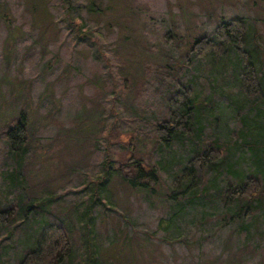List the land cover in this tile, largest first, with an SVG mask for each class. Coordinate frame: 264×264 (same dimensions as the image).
<instances>
[{"label":"rangeland","instance_id":"1","mask_svg":"<svg viewBox=\"0 0 264 264\" xmlns=\"http://www.w3.org/2000/svg\"><path fill=\"white\" fill-rule=\"evenodd\" d=\"M220 15L247 21L246 42L261 46L264 64V0H0V135L14 120L26 117L30 141L24 197H51L44 208L63 212L73 233L75 264L89 249L98 251L103 264H264V217L244 238L239 221L224 220L221 204L215 214L204 215L201 228L199 218L191 220L203 214L200 207L182 213L168 228L181 206L152 203L117 185L92 219L82 216L85 193L80 187L89 176L97 177L107 150L95 148L93 138L105 124L120 122L127 114L118 93L124 94L123 89L115 82L121 66H138L140 61L156 66L167 54H187L185 43L211 31ZM77 17L89 28L84 30L88 39H80L84 32H78ZM169 31L168 39L177 38L175 45L164 41ZM124 35L133 44L123 47ZM223 57L201 59L197 82L203 104L215 103L220 122L216 133L226 139L234 128L229 102L243 105L246 98ZM118 95L122 102L107 100ZM262 97L255 108L263 120L252 123L254 137L262 136L264 127V92ZM132 102L136 111L149 104L146 99ZM7 149L0 136V200L12 197L1 176ZM235 158L237 171L250 165L247 157ZM26 216L20 237H2L0 229V264H16L22 248L35 247L42 217Z\"/></svg>","mask_w":264,"mask_h":264},{"label":"trees","instance_id":"2","mask_svg":"<svg viewBox=\"0 0 264 264\" xmlns=\"http://www.w3.org/2000/svg\"><path fill=\"white\" fill-rule=\"evenodd\" d=\"M65 8L69 11L70 5ZM89 11L101 12L100 9ZM76 19L80 26L78 32H84L79 34L80 39H88L84 20ZM247 27L242 17L220 15L211 31L185 43L187 54H167L156 66L141 61L138 66H121L115 82L123 89L124 94L118 93L124 99L127 114L122 115L120 122L114 119L105 124L93 138L95 148L103 145L107 150L99 163L97 177L89 176L88 182L80 187L79 192L85 193L83 218L92 219L95 210L108 203L107 196L113 195V188L123 185L152 203L181 206L169 219L168 228L179 215L191 213L196 207L197 210L203 208V214L197 213L191 220L199 218L201 228L204 215L215 214L214 210L221 204L225 210L224 220L239 221L243 225L242 228L241 224L237 226L241 235L250 236L251 227L257 226L264 217V127L260 131L262 136L252 135L254 122L263 120L262 111L255 105L263 99L264 64L261 46L246 42ZM170 36L169 31L164 41L175 45L176 36L168 39ZM129 39V35H124L123 47ZM204 57H211L213 61L223 57L238 75L239 90L246 98L243 105L229 102L234 128L226 139L216 133L220 122L215 103L203 104L199 97L197 71ZM119 95L107 100L122 102ZM132 96L136 100L146 99L149 104L136 111ZM219 97L227 98L224 94ZM99 115L104 119L106 112ZM0 136L8 142V149L1 157V176L8 189H12V197L0 200L2 237H20L27 214L42 217L36 233L41 226L43 228L35 247L22 248L20 258L15 256L16 264H75L73 233L63 212L44 208L51 197L34 196L31 200L24 197L29 180L25 162L30 141L26 117L14 120ZM235 157H247L250 165L237 171L233 167ZM188 207L192 209L188 211ZM80 264L103 263L98 251L89 249L80 258Z\"/></svg>","mask_w":264,"mask_h":264}]
</instances>
